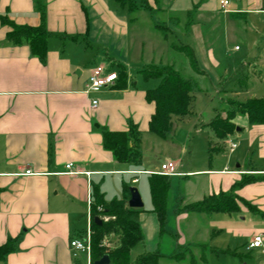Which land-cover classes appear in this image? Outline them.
I'll return each mask as SVG.
<instances>
[{"label": "crops", "instance_id": "1", "mask_svg": "<svg viewBox=\"0 0 264 264\" xmlns=\"http://www.w3.org/2000/svg\"><path fill=\"white\" fill-rule=\"evenodd\" d=\"M144 1L151 10L158 7L163 13L176 14L174 5L179 0ZM38 5L44 9L50 34L44 62L30 53L27 44L7 40L11 28L0 21V244L18 238L16 249L0 264H90V258L74 252L69 241L90 227L91 187L97 185L106 201L122 198L126 186L130 188L140 175L149 177L153 171L143 152L154 112V103L146 100L145 92L158 79L145 80L139 70L150 64L175 66L165 58L171 51L184 55L172 44H176L173 39L185 37L191 41L180 44L193 49L200 70L196 77H207L208 69L214 72L217 68L224 74L237 62L238 72L244 74L242 83H264L263 78L253 77L264 74V0H228L227 11L218 8L226 14L224 38L252 34L248 44L253 46L249 45L243 59L230 56L223 63L211 43L218 22L209 17L213 31L207 32L197 20L206 10L202 6L188 28L166 19V36L156 29L163 21L161 12L142 7L130 12L116 0H0V15L15 24L37 26ZM181 6L187 15L190 1L181 0ZM234 50L240 48L234 46ZM96 65L116 72L123 67L125 86L86 92L88 74ZM255 93L250 96L256 97ZM94 98L98 103L92 107ZM174 117L180 116L171 120ZM129 122L141 132L139 163L119 161L103 145V129L127 130ZM233 122L235 132L219 142L234 137L241 146L229 150L224 163L208 155L207 165L184 172L179 162L177 170L183 174L169 176V181L170 177H185L193 185L185 197L175 201L187 204L229 191L243 175H252L253 181L236 190L252 209L240 205L239 211L229 213L175 215L173 211L186 224L183 233L177 231L179 246L197 249L203 264H264V123L249 124L240 114ZM207 148L209 153L216 147ZM68 162L76 173H66ZM26 169L32 173L25 174ZM143 189H147L144 181ZM141 208L139 220L145 211ZM260 233L261 246L249 247ZM112 235L115 244L117 236Z\"/></svg>", "mask_w": 264, "mask_h": 264}, {"label": "trees", "instance_id": "2", "mask_svg": "<svg viewBox=\"0 0 264 264\" xmlns=\"http://www.w3.org/2000/svg\"><path fill=\"white\" fill-rule=\"evenodd\" d=\"M125 6L130 12L138 8L151 7L146 1L139 4L134 0H116ZM155 2L158 0H154ZM40 13V22L37 26L15 24L5 16L0 15V21L8 25L11 29L7 32V40L14 44L25 43L30 49V53L37 57L39 61L44 62L47 52V40L49 32L45 27V17L43 7H37ZM185 27L188 28L192 22L190 15ZM156 29L164 36L168 32L165 24H157ZM172 48L184 54L192 71L200 73L193 49L188 44H172ZM139 73L145 80L158 79L156 86L149 88L145 92V98L154 103V112L148 122V130L158 135L166 137L172 129L173 116L187 115V102L193 86V79L185 77L174 64H150L139 70ZM118 77L111 87H124L126 84V73L123 67H119ZM228 108L220 114L217 112L207 126L212 130L214 136L222 140L227 135L234 132L236 125L233 118L237 115H244L249 124L264 123V97H251L243 101L227 100ZM103 145L110 149L115 158L119 161L139 163L142 158L140 144L141 132L135 124L129 122L127 130L109 131L102 130ZM210 146V145H209ZM252 175H243L236 181L229 191H219L202 199L184 204L179 208L181 212L213 213V212H235L239 211L236 201L240 200L246 203L249 208L252 206L236 194V190L245 184L253 181ZM149 189L152 200V211L156 214L159 230L164 231L167 214V202L170 181L169 176L152 173L148 177ZM125 196L122 198H112L106 201L97 185L91 187L90 202V264L98 260L104 254L108 255V264H159L163 255L158 251L143 252L134 258H131V249L142 240V230L139 223V213L142 208H131L127 204L130 196V188H124ZM100 213L112 216L111 220L96 223L94 217ZM177 211V210H176ZM175 211V212H176ZM115 234L116 243L108 249L100 246V241L106 234ZM18 238H8L3 244H0V260L16 249ZM185 248L175 250L170 255H166L172 260H186ZM191 264L192 261L190 262Z\"/></svg>", "mask_w": 264, "mask_h": 264}, {"label": "rangeland", "instance_id": "3", "mask_svg": "<svg viewBox=\"0 0 264 264\" xmlns=\"http://www.w3.org/2000/svg\"><path fill=\"white\" fill-rule=\"evenodd\" d=\"M189 1L191 7L189 9L191 11L190 18L192 22L198 13L196 10L201 6L206 10L199 15L197 20L201 23V26L206 28L207 32L213 31L209 29V27L213 29V25L209 23V17L212 19L215 18L218 22L217 26L219 27L216 29V38L211 42L213 43L216 58L222 63L226 58H230V56H232L231 58L235 57L239 61L242 60V57H244L243 55H245L250 49L249 45L253 46L252 43L248 44V39L251 38L252 34L248 35L249 38H244L243 35L239 34L224 38L222 21L226 18V14L219 12V0ZM174 7L175 13L178 16L176 14L163 13V10L158 7L152 8L151 11L161 12L158 13L161 19H163L160 24H165L166 19H170L173 23H180V26H183V24H186L188 21L189 16L185 15L186 11L182 10L183 8H180L182 7L181 0H179ZM180 39L182 41L178 39L173 40L176 44L184 42L188 43L191 41L187 40L185 37H180ZM234 46H237L240 50L235 51ZM165 59L166 61H174L176 68L179 69L185 77L194 78L193 86L187 102V115L173 118L172 129L166 137L162 138L153 133H149L150 135H148V139L144 137L145 145L143 152L145 160L150 162V168L153 171L156 167L159 168L161 161H164L165 159L171 160L177 165H179L180 162V169L184 172L195 170L201 165H207L208 155L211 156L212 161L216 160L215 162H218L221 160L222 163H224L227 156L230 154L228 142L235 141L237 145L241 146V142H239L240 139L230 137V140L228 139V141L225 140L219 142V139L214 136L212 130L207 124L217 112L221 114L223 110L229 107L226 103L227 100L243 101L247 98H251V92H256V97L264 96V83H257V81H247L246 83H242L244 82V74L240 71L238 72L237 62L232 68H227V72L224 74L222 72L219 74L220 68H217L214 72L208 69L207 77L200 78L198 76L196 77V74L190 68L187 63V58L184 55H178V53L171 51L169 56ZM218 76L220 77L218 78ZM258 76L264 79V74H257L253 77ZM151 81L153 80H150V82ZM245 87H247V90ZM235 90H238V93H236ZM208 145L216 148L213 150L209 149L208 153ZM256 146L255 142L253 145L254 150ZM194 178L195 177H191L190 180ZM147 179L148 176L142 174L139 177V182L130 186L135 188L138 187L140 189L139 195L143 202V208L145 209L139 220L143 237L142 240L131 249V258H134L143 252L158 251L163 255L159 260V264H188L190 263V260L193 264H203L198 258L197 249H189L188 247L179 246V234L177 233V231L183 233L184 225L186 224H184L183 220L176 219L175 215L181 213L179 208L184 204L181 201H175L178 196L185 197V191L190 190L193 185H191L190 182H187L185 177H170L167 202L168 208L166 214L167 218L164 225V231L160 232L156 215L151 211L152 200L151 196L149 197L150 191H148ZM143 181L145 188H147L146 190L143 189ZM236 203L239 207L240 205H243L244 207L248 206L240 200H237ZM97 210L99 211L97 217L102 221H104L103 217L105 216L108 218L107 220L113 218L107 214L100 213L102 211L101 208H98ZM173 211H176L175 215L173 214ZM194 216L197 215L195 214ZM83 223H85V217L83 218ZM114 240L115 237L108 233L103 236L99 244L102 246L101 244H103V242H107L109 245L105 246V249H108L113 246ZM183 248L187 250L185 255L186 260L176 261L165 257L166 255H170L173 251L181 250ZM192 251L195 252V255H193Z\"/></svg>", "mask_w": 264, "mask_h": 264}, {"label": "built area", "instance_id": "4", "mask_svg": "<svg viewBox=\"0 0 264 264\" xmlns=\"http://www.w3.org/2000/svg\"><path fill=\"white\" fill-rule=\"evenodd\" d=\"M219 6L222 11H227L228 0H219ZM118 74L116 71H112L105 66L96 65L91 68L90 73L88 74L87 81L85 84V91L89 93H99L104 88H110L113 86L116 81ZM98 103V99L94 98L91 100V106L95 107ZM236 146V143L233 141L228 142V148L232 151ZM72 163L68 162L65 164L67 169L66 173H76L73 171ZM151 173L167 175V176H179L183 173L177 170V164L171 160L163 161L158 170L150 171ZM25 174L32 173L29 169L24 171ZM108 218L105 216L103 220L106 221ZM90 227L86 229V232L83 236L75 237L70 239L69 246L74 252H83L86 254L88 260L90 258L91 248H90ZM262 234L255 235L252 240L249 242V247H259L262 244ZM102 246H108L107 242H103Z\"/></svg>", "mask_w": 264, "mask_h": 264}, {"label": "water", "instance_id": "5", "mask_svg": "<svg viewBox=\"0 0 264 264\" xmlns=\"http://www.w3.org/2000/svg\"><path fill=\"white\" fill-rule=\"evenodd\" d=\"M127 204L131 208H141L143 206V202L139 195L138 190L135 187H130V196L127 201ZM94 221L96 223H101V219L97 216L94 217ZM109 258L107 254L101 256L98 260H96L95 264H108Z\"/></svg>", "mask_w": 264, "mask_h": 264}]
</instances>
